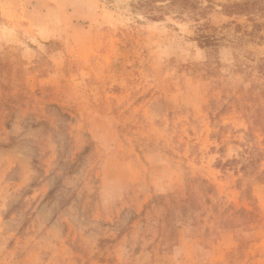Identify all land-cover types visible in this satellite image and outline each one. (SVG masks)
<instances>
[{
    "label": "rangeland",
    "instance_id": "1",
    "mask_svg": "<svg viewBox=\"0 0 264 264\" xmlns=\"http://www.w3.org/2000/svg\"><path fill=\"white\" fill-rule=\"evenodd\" d=\"M145 1L0 0V264H264V0Z\"/></svg>",
    "mask_w": 264,
    "mask_h": 264
},
{
    "label": "trees",
    "instance_id": "2",
    "mask_svg": "<svg viewBox=\"0 0 264 264\" xmlns=\"http://www.w3.org/2000/svg\"><path fill=\"white\" fill-rule=\"evenodd\" d=\"M155 0H146L145 2H144V4L146 5V7H147V12L149 13V14H151L152 16H155L156 14H155V10L156 9H160V7L161 6H156L155 5V2H154ZM183 2L184 4H187V0H174V3H178V2ZM247 3H249V2H246L245 4H247ZM187 8V5H185V9Z\"/></svg>",
    "mask_w": 264,
    "mask_h": 264
},
{
    "label": "crops",
    "instance_id": "3",
    "mask_svg": "<svg viewBox=\"0 0 264 264\" xmlns=\"http://www.w3.org/2000/svg\"><path fill=\"white\" fill-rule=\"evenodd\" d=\"M260 188L261 191L264 190V185H261ZM257 194L258 197H255L256 205L258 206L259 213L264 216V193L261 194L260 190L258 189Z\"/></svg>",
    "mask_w": 264,
    "mask_h": 264
}]
</instances>
